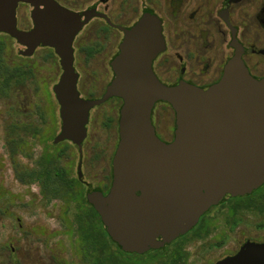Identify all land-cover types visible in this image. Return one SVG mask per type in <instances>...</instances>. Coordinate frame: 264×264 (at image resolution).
Masks as SVG:
<instances>
[{"label":"water","instance_id":"water-1","mask_svg":"<svg viewBox=\"0 0 264 264\" xmlns=\"http://www.w3.org/2000/svg\"><path fill=\"white\" fill-rule=\"evenodd\" d=\"M18 3L32 7L31 30L17 26ZM94 15L70 11L55 0H0V33L15 39L23 56L49 47L59 57L62 74L53 92L62 127L54 144L70 141L82 156L91 109L113 97L122 100L112 186L107 195L90 189L86 198L122 251L144 254L187 234L226 195H246L264 183V78L249 73L234 43L235 55L218 83L208 88L162 83L152 64L165 49L163 29L148 11L132 28H122L105 94L83 99L73 43ZM159 102L176 113L171 143L159 139L152 124ZM262 250L264 245L246 244L237 257L218 264H259L249 257Z\"/></svg>","mask_w":264,"mask_h":264},{"label":"flooded vegetation","instance_id":"flooded-vegetation-1","mask_svg":"<svg viewBox=\"0 0 264 264\" xmlns=\"http://www.w3.org/2000/svg\"><path fill=\"white\" fill-rule=\"evenodd\" d=\"M55 1L64 8L76 13L90 12L92 14H98L91 17L74 39V66L77 71L76 63L80 55L83 56V61L94 60L100 55H104V57L109 55L108 63L110 73L104 72V77H109L111 74V79L106 82L103 93L100 91L101 94L94 98H84L81 96L83 99H99L105 94L107 86L114 77L111 62L119 53V47L124 38L122 28H132L142 18L144 13L148 11L159 18L163 29L165 49L156 57L152 64L154 74L162 83L176 85L184 81L200 88H208L218 83L223 76L225 65L235 55L236 48L233 45L234 43L240 45L242 49V60L249 73L256 79L264 78V0ZM20 6L31 7L26 3H18L16 8L17 26L21 30H31L34 27V22L31 17L32 7L29 23L26 18L25 21L20 19L18 15ZM91 24H94L93 35L90 33V37L88 39H82L77 46L78 37ZM39 48H47L49 50V56H52L51 52H55L54 49L49 47ZM77 73L79 75L78 88L81 75L79 72ZM2 80L3 78L0 77V96L5 97ZM92 86L86 92H82L85 94L88 91L100 89V87ZM79 93L81 95L80 91ZM119 99L113 97L99 105L102 106L113 100L120 102L118 117L116 119L110 118L109 120V123H115L118 127V139L120 110L123 104L122 100ZM160 103L164 107L157 108V104ZM157 104L151 116L155 133L162 141L171 143L175 139L176 113L166 102H159ZM168 108L170 111H168ZM60 123L62 127V121ZM88 125L87 137L84 142L89 135ZM118 143L119 140L116 148ZM115 151L111 158L105 161L107 163L103 166V169H106V171L99 180L100 185L91 188L101 191L104 195L108 194L112 186V161ZM80 162L83 163L82 160H79ZM13 169L14 173H16L14 166ZM77 178L82 185H87L88 187L87 182L83 179L82 172L81 176L79 175V169ZM88 190L90 189L86 188V191ZM245 214H251L259 218L260 222L257 223L258 231L254 230L253 235H247L244 232L243 224L245 222ZM202 218L204 220L201 222ZM218 229H221L220 232H217ZM261 230H264V183L246 195H226L220 203L211 206L200 217L199 222L185 234L187 237L181 244L178 241L182 236L163 248L156 250H175L181 257L174 264L183 263L187 256L186 250L189 242L202 240L208 236L213 237L216 234V239L220 238L222 242L223 250L217 256L213 257L208 264H218L222 261L237 257L246 244L264 245V235L260 234ZM213 233L214 235H212ZM233 234H235V237ZM173 243L175 244L171 247ZM262 251L263 254L253 255L249 257V260H255L259 264H264L260 263L264 261V250Z\"/></svg>","mask_w":264,"mask_h":264},{"label":"rangeland","instance_id":"rangeland-1","mask_svg":"<svg viewBox=\"0 0 264 264\" xmlns=\"http://www.w3.org/2000/svg\"><path fill=\"white\" fill-rule=\"evenodd\" d=\"M30 11L31 7L20 6V19L25 21L26 18L30 23ZM93 28L94 24H91L80 34L77 46L82 39H88L90 33L93 35ZM1 41L5 43L3 62L10 67H22L27 74L21 83L14 85L8 96H0V264H85L76 251L72 213L77 210L73 204L70 206L59 200L46 204L37 184L26 185L18 181L11 153L6 148L8 126L38 125L39 131L36 135L26 129L17 130L25 144L19 147L14 160L33 168L45 151L47 142L52 140L48 139V135L56 136L60 132L59 105L53 92L62 72L59 57L55 52H51L52 56H49L47 48H38L32 56L25 57L19 53L23 47L9 35L0 33ZM108 57L109 55H100L94 60L83 61V56L80 55L76 68L81 75L78 89L82 97L94 98L103 93L106 82L111 79V74L104 77V72L110 73ZM90 86L100 87L101 90L84 94L82 91L86 92ZM119 106L120 102L113 100L91 111L89 135L83 143L82 156L77 146L69 141L55 144L59 151H66L61 164H70L74 177H77V166L79 160H82L81 172L88 184V187L81 184L80 189L83 192L86 188L100 185L99 180L106 171L103 169L107 163L105 161L109 160L115 151L119 140L118 127L115 123L110 126L107 124L110 118L118 117ZM161 106L164 107L162 103L157 104V108ZM48 143L53 144L52 141ZM244 219L243 229L247 235H253L254 230L258 231L259 218L245 214ZM202 220L204 218L201 222ZM260 232L264 235V230ZM216 236L215 234L213 237L189 242L185 262L179 264H208L223 250L222 242L220 238L216 239ZM233 236L235 237V234ZM112 248L121 261L130 264H174L180 256L170 249H154L144 254H136L122 252V249L113 244Z\"/></svg>","mask_w":264,"mask_h":264},{"label":"trees","instance_id":"trees-1","mask_svg":"<svg viewBox=\"0 0 264 264\" xmlns=\"http://www.w3.org/2000/svg\"><path fill=\"white\" fill-rule=\"evenodd\" d=\"M4 47L5 43L1 41L0 77L3 78L2 87L6 97L14 89L15 84L21 83L25 79L27 71L23 70L22 67H10L3 62L2 52ZM110 125L111 123L107 124V126ZM18 129L33 131V135H36L39 131L38 125L18 127L16 124H12L8 126L6 148L11 152L12 164L16 169V177L22 184H37L39 193L46 204L54 200L62 201L70 206L73 204L77 210L72 213V229L77 245L76 251L81 255L83 261L86 262L85 264H130L121 261L113 250L112 244L116 245L120 250L121 248L108 236L100 216L87 201V191L83 192L80 189V181L72 175L70 164L68 166L61 164L66 151H59L54 143H48L50 141L53 142L55 136L53 134L48 135V139L52 140L47 142L45 151L37 159L35 166L29 168L27 165L14 160L19 147L21 148L25 144L24 139L17 132ZM186 237V235L182 236L178 243L181 244Z\"/></svg>","mask_w":264,"mask_h":264}]
</instances>
